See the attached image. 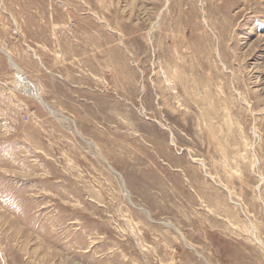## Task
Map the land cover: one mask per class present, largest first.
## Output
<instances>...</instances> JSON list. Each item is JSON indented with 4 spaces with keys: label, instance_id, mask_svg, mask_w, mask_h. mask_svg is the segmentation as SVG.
<instances>
[{
    "label": "rangeland",
    "instance_id": "obj_1",
    "mask_svg": "<svg viewBox=\"0 0 264 264\" xmlns=\"http://www.w3.org/2000/svg\"><path fill=\"white\" fill-rule=\"evenodd\" d=\"M0 264H264V0H0Z\"/></svg>",
    "mask_w": 264,
    "mask_h": 264
},
{
    "label": "bare ground",
    "instance_id": "obj_2",
    "mask_svg": "<svg viewBox=\"0 0 264 264\" xmlns=\"http://www.w3.org/2000/svg\"><path fill=\"white\" fill-rule=\"evenodd\" d=\"M27 90V88H25ZM37 94V93H36Z\"/></svg>",
    "mask_w": 264,
    "mask_h": 264
},
{
    "label": "water",
    "instance_id": "obj_3",
    "mask_svg": "<svg viewBox=\"0 0 264 264\" xmlns=\"http://www.w3.org/2000/svg\"><path fill=\"white\" fill-rule=\"evenodd\" d=\"M9 57V56H8ZM10 58V57H9Z\"/></svg>",
    "mask_w": 264,
    "mask_h": 264
}]
</instances>
